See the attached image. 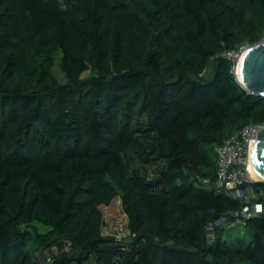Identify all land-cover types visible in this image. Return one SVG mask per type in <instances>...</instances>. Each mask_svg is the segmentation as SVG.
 <instances>
[{"label": "trees", "instance_id": "trees-1", "mask_svg": "<svg viewBox=\"0 0 264 264\" xmlns=\"http://www.w3.org/2000/svg\"><path fill=\"white\" fill-rule=\"evenodd\" d=\"M261 40L264 0H0V264H264V181L214 185L264 123L224 54Z\"/></svg>", "mask_w": 264, "mask_h": 264}, {"label": "built area", "instance_id": "built-area-1", "mask_svg": "<svg viewBox=\"0 0 264 264\" xmlns=\"http://www.w3.org/2000/svg\"><path fill=\"white\" fill-rule=\"evenodd\" d=\"M248 46H242L237 53H225L224 55L235 58L236 65L239 55ZM261 128H264V123L246 124L216 146V178L214 185L218 189L228 191L237 198H246L247 200L253 198L246 186L256 181V178L249 175L246 169H248L250 160L251 144L256 138V132ZM203 183H208V179H203ZM261 209L260 203L253 202L245 205L234 214L236 216H249L259 213Z\"/></svg>", "mask_w": 264, "mask_h": 264}, {"label": "water", "instance_id": "water-1", "mask_svg": "<svg viewBox=\"0 0 264 264\" xmlns=\"http://www.w3.org/2000/svg\"><path fill=\"white\" fill-rule=\"evenodd\" d=\"M234 73L249 93L264 96V40L246 48L240 61L239 71H236L235 65ZM250 152L256 172L261 177L256 181H264V128L256 132ZM246 171L251 175L249 169Z\"/></svg>", "mask_w": 264, "mask_h": 264}, {"label": "rangeland", "instance_id": "rangeland-1", "mask_svg": "<svg viewBox=\"0 0 264 264\" xmlns=\"http://www.w3.org/2000/svg\"><path fill=\"white\" fill-rule=\"evenodd\" d=\"M54 72L63 81L62 74L57 65L54 67ZM100 209L103 215V234L114 235L118 239L127 240L129 238L127 217L122 211L119 197L113 199L109 205H101ZM224 234L229 239H232L234 236H241L247 241L250 238L248 234L244 233V227L241 224L226 229Z\"/></svg>", "mask_w": 264, "mask_h": 264}, {"label": "bare ground", "instance_id": "bare-ground-1", "mask_svg": "<svg viewBox=\"0 0 264 264\" xmlns=\"http://www.w3.org/2000/svg\"><path fill=\"white\" fill-rule=\"evenodd\" d=\"M247 48V47H246ZM246 48L244 49V51L246 50ZM239 55V58L237 60V63H236V71H239V67H240V61H241V58H242V55H243V52ZM248 169L251 173V175L256 178V179H260L261 177H259L258 173L256 172V169L254 167V164H253V159H252V153L250 152V160H249V163H248Z\"/></svg>", "mask_w": 264, "mask_h": 264}]
</instances>
